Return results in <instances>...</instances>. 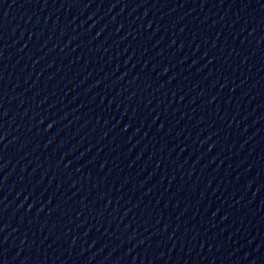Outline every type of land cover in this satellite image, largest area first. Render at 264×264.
Instances as JSON below:
<instances>
[{"label":"water","instance_id":"water-1","mask_svg":"<svg viewBox=\"0 0 264 264\" xmlns=\"http://www.w3.org/2000/svg\"><path fill=\"white\" fill-rule=\"evenodd\" d=\"M0 264H264V0H0Z\"/></svg>","mask_w":264,"mask_h":264}]
</instances>
